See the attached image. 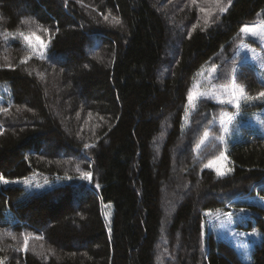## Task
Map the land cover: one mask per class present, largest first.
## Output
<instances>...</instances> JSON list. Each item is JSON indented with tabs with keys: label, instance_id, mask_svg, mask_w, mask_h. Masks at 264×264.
Returning <instances> with one entry per match:
<instances>
[{
	"label": "trees",
	"instance_id": "trees-1",
	"mask_svg": "<svg viewBox=\"0 0 264 264\" xmlns=\"http://www.w3.org/2000/svg\"><path fill=\"white\" fill-rule=\"evenodd\" d=\"M261 22L264 0H0V85L11 94L0 103V177L69 180L31 196L0 183V260L264 264L261 208L250 206L253 220L242 228L261 235L248 262L203 231L207 212L237 198L264 200V137L239 127L226 147L232 172L218 177L207 167L223 150L214 121L234 108L202 98L183 126L205 66L216 86L234 79L248 100L264 91L256 67L236 55L249 43L240 29ZM21 33L49 42L47 55L21 63L30 50L10 41ZM205 132L213 138L199 149ZM79 170L91 174L89 186Z\"/></svg>",
	"mask_w": 264,
	"mask_h": 264
},
{
	"label": "rangeland",
	"instance_id": "rangeland-1",
	"mask_svg": "<svg viewBox=\"0 0 264 264\" xmlns=\"http://www.w3.org/2000/svg\"><path fill=\"white\" fill-rule=\"evenodd\" d=\"M19 12H28L30 13L29 7L20 9ZM70 17V16H69ZM255 30L257 33L256 36H253L248 33L241 32V38L246 39L249 41L242 43L239 45L237 49V57L241 61H247L250 64H253L256 67L257 74L261 82L264 84V68L261 63L258 62L259 58L263 55L260 53L259 49H264V41L259 39V33L264 30V22L258 23L256 25L249 26ZM26 36V35H25ZM84 40L87 39V36H84ZM11 38V37H10ZM10 41H21L26 46V42L23 40L21 35L12 36ZM40 41H37L35 38L32 40L33 49L30 50V56L41 58L39 55V45ZM46 45V50L44 57L47 55L49 51V42H43ZM254 44V45H252ZM27 48H29L27 46ZM257 48V49H256ZM85 50V48L83 47ZM83 52L86 54V52ZM67 62H63L62 64H66ZM215 70L213 68H208L207 66L203 67L198 75L197 79L195 80L192 88L191 95L193 97L192 101L188 102L187 110L185 112L184 123L183 126L185 128L188 127L190 117L194 113L197 103L202 98H212L216 103L225 105L227 108L232 107L233 112L224 111L222 114L214 121V124L219 127L220 136L218 137V141L222 144L223 150L222 153L226 159H221V154L219 157H216L214 160L210 161L209 164L216 174L217 169L225 172L226 175H229L232 172V163L229 161L227 156V143L231 140H235L236 132L239 127H243L246 131H250L254 134H258L264 137V98L255 99V100H248L244 96L239 94L238 88L235 86V91L233 90V82L227 87L223 86H216L214 84L215 80ZM214 92L215 94L212 96H202L201 93H208ZM235 96V99L233 98ZM5 103L7 105L11 102V94L6 86L0 85V103ZM239 103V108L236 106ZM258 105L260 109L256 112L244 110L243 108ZM245 106V107H243ZM231 118V122L229 120ZM223 121V126H222ZM225 127L227 131H225ZM220 137H223V142L220 141ZM213 138V136L208 135V138L204 140L203 143H200L199 149L203 148L208 142ZM201 140V141H202ZM51 152L54 149L50 150ZM60 153V152H58ZM180 156H184V149L183 146L179 147ZM82 162L80 164L79 169H81ZM81 177L84 178V173H88L87 170H79ZM87 182V186L92 183L91 176L90 178H84ZM24 181L28 183L25 184ZM69 180H53V178H47L41 176L40 174L34 173L28 176L26 179L21 180L20 182H11L2 185H22L26 191V196L36 195L41 192L47 191L53 187L68 184ZM195 191L198 189V186H194ZM186 194V193H185ZM73 199V197H72ZM49 202L53 203L54 198H51ZM170 203L167 204L165 207V218L168 216V208ZM250 206H255L264 210V200L259 199L256 196L254 197H246V198H237L234 199L232 202L225 206V210H221L219 212H207L205 214V222L203 224V231H204V238L208 240V238L213 237L217 241H222L230 246H232L237 253L239 254L240 258L244 262H248L250 259V250L255 243H258L261 240V235L256 231H245L246 224L248 221H252V211L250 210ZM75 207V204H74ZM107 207L104 211H102V218L107 224V219L109 218ZM17 217L15 216L14 212L9 210L5 214V219L8 222L14 223ZM107 227V225L105 226ZM255 233V234H253ZM183 238V236L181 237ZM181 245V244H180ZM181 247V246H180ZM27 251L22 249V254L26 257Z\"/></svg>",
	"mask_w": 264,
	"mask_h": 264
},
{
	"label": "snow or ice",
	"instance_id": "snow-or-ice-1",
	"mask_svg": "<svg viewBox=\"0 0 264 264\" xmlns=\"http://www.w3.org/2000/svg\"><path fill=\"white\" fill-rule=\"evenodd\" d=\"M215 2H216L217 4H219V3L221 2V0H215ZM202 11H203V10H202ZM219 11H220L221 13H223V12L226 11V8H225V7H220V8H219ZM109 15H110V13H109ZM104 18L107 20V19H108V16H105ZM112 21H113L114 23H116V24H120V22H121L120 19H119L118 17H115V16L112 17ZM206 23H207V21H206ZM194 27H195V26H194ZM43 31L47 32L48 30H47V29H43ZM240 31H241L242 33H248V34H251V35H253V36H256V35H257V33L255 32V30L252 29V28L249 27V26H244V27H242V28L240 29ZM20 35H21V37L23 38V40L26 42V44H27V46L29 47V49L32 50V49H33L32 40H33V38H34V34L31 35V36H25L23 33H21ZM35 38H36L37 40L39 39L38 37H35ZM259 39H260L261 41H264V30H262V31L259 33ZM45 50H46V45H45L43 42H41L40 45H39V55H40L42 58L44 57ZM30 58H31V56L26 57L24 60L21 61V63H25V62L27 61V59H30ZM233 90L235 91V83H234V82H233ZM243 93H244V89H243V87H241V88L239 89V94H240L241 96H243ZM214 94H215L214 92H208V93H201L200 95H202V96H212V95H214ZM233 98L235 99V96H234ZM260 98H264V91H261V92L258 94L257 97H253L252 99H260ZM188 99H189V101H192L193 97H192L191 93L189 94ZM236 106L239 108V103H237ZM230 122H231V118H230V120H229V123H230ZM222 126H223V121H222ZM224 130L227 131V128L225 127ZM207 138H208V132H205V133H204V140H206ZM219 139H220L221 142H223V137H220ZM204 140H202L201 143H203ZM88 147H90V145H85V148H88ZM220 158H221V159H226V157H224V154H223V153H221V157H220ZM211 166H212L211 164L207 165V167H211ZM225 174H226L225 172L221 171L220 169H217V176H218V177H222V176H224ZM83 175H84V178H90V176H91L90 173H84ZM0 183L7 184V183H9V181L5 180L3 177H0ZM24 183L27 184L28 182H27V181H24ZM253 234H255V233H253ZM27 246H28V237H25V241H24V251H27ZM0 264H4L3 260H0Z\"/></svg>",
	"mask_w": 264,
	"mask_h": 264
}]
</instances>
